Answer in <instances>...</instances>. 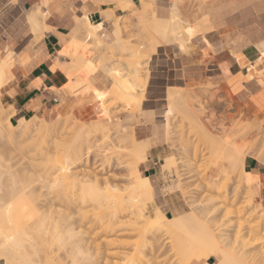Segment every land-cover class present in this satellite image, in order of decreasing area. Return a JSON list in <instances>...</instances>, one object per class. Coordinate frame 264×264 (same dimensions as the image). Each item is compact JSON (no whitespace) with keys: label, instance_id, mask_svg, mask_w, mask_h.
<instances>
[{"label":"rangeland","instance_id":"374dc122","mask_svg":"<svg viewBox=\"0 0 264 264\" xmlns=\"http://www.w3.org/2000/svg\"><path fill=\"white\" fill-rule=\"evenodd\" d=\"M139 1L140 6L136 8L132 4V0H114L116 3L114 9L108 11V13L112 14L111 21L107 24H103L106 28L103 39H100L97 35V38L103 44L101 47L102 49H87L89 45H94L93 41L89 39L81 40L78 39V37L77 39H72L70 37L71 33L66 36V40L62 41V43L65 42V45L69 47L71 55L68 59L61 57L59 52L62 51L64 47V45H61V48L52 58L53 60L54 57H56L58 60L64 62L68 61L67 65L70 67L73 80H75L73 83L80 84L78 86L79 92L73 87L75 91L78 92V95H73V92H70L71 86L75 85H72V81L70 83V80H68V85L70 84L71 86L69 88L67 85L68 88L66 86V88L64 87L60 92L61 103L58 105L57 115L51 119L41 115L25 117L28 121H35V119H40L42 122L44 121L46 124L44 125L45 129L52 131L51 136L45 139L32 138L29 136H22L18 132L13 131V137L9 140L7 137L8 130L6 128L7 120L5 119L7 116H9V118L11 116V123L16 125L19 118L15 117L12 119V116L14 115L13 110L1 104L0 96V106H2V110L0 109V176H2V178H0V231L5 232L6 228L8 230L5 213L12 212L10 205V202H12V196L15 195L20 188H23L24 191L22 192L26 193L31 188L40 187V185L42 186V184H40L41 181H44V183H42L47 186L46 183L49 181L46 179V175L54 172V174H57L58 171L60 173L59 168H61V166L64 167L65 163L69 161V158H65L68 157L66 155L68 151L70 152L69 149L73 147L75 148L73 144L77 145L78 142L79 145L83 144V142H80L86 139H90L91 144L86 140L84 141L86 142V144H84L85 147L83 145H77L76 147H82L81 149L83 151H80L83 152V154L89 150V147L90 151L85 154L87 157L83 155L84 158L82 157L83 160L80 161L81 164H75L77 166L71 165L69 167L70 169L66 170L63 174H61V172L60 175H65L67 173L75 175V180L78 182L85 180L87 186L91 185L89 181L96 178L100 181L102 186H104V182H107L110 186H119L121 190H125L128 186L125 177L131 172V168L133 171V167L136 165L143 177L151 176L149 179L154 188L153 201L146 199L142 200L140 203V205L146 206V213H149L150 217H154L153 213L158 209L164 214V216L178 219L180 217H188L192 215V213L193 215H200V213L202 215V213H204V210L202 209L203 207L205 209L209 204L208 196L210 194L208 193V188L212 184L213 177L209 172L212 170L214 171V168L216 169L218 167L217 165H220L221 169L217 174L215 181L217 191L222 192V194L226 191L230 192L236 187L235 182L240 181V187L237 189L238 201L242 202L249 200L252 202L250 211L254 213L255 220L259 222V231H264L262 224L264 214L262 215V209H260L261 206L257 201L254 187H252L256 178L250 173L243 176L240 175V173L235 172L231 175L229 173L230 157H228L231 156V154L226 153L228 152L226 150L224 152V149L218 151L216 142L208 141L204 137L202 131L190 122L187 114L183 111L182 103L186 99L189 100L192 96L193 101H201L202 98L200 96H203L205 102L211 97H214L217 100V105L220 107L214 112L212 120H210L212 122V135L215 138L222 139L221 142L229 141L231 147L238 150L243 155V165L244 160L248 157L256 158L264 163V133L261 130V124L242 112L238 103L230 93L227 92L223 83L214 82L210 79H197L187 82L181 89H169L166 97L160 102L158 110L151 113V119H147V114L142 112V103L139 110H135L134 108H130V110L127 109L126 103L128 102L122 97L123 94L126 95V91L128 90L126 89L128 87L127 85L132 82L130 80L131 75L129 76V70L132 66H130L129 63L137 62L136 56L131 54L134 53L136 49L135 46L138 47L141 45L144 49L148 50L147 52H151L154 43L157 45L155 51L150 53L148 63L142 65V68H145L140 71V80L142 81V84H145L143 98L149 77L150 61L153 54H155L156 49L159 46L167 45L179 48V44L171 38L168 39V43L164 39L154 41L151 37L149 38L152 41H147V35H144L143 38L142 34L144 28L141 26H135L133 23V14L140 13V10H143V4L145 3L144 0ZM150 7V13L158 18L160 15L158 16L156 8L154 6ZM102 16H104L103 12ZM127 17L129 18L130 23H127L128 28L126 27V24L122 26L125 29L122 31V42L125 41V43L127 42L128 44H125L126 48L123 49L119 48L118 45H115L117 39L113 34V23L117 21V18L127 20ZM34 35L35 34H33V36ZM41 35L42 33H38L34 38H40ZM188 43H185L183 48H179L182 53H188V50L190 49ZM261 52L262 50L260 53ZM75 54L79 57L82 56L80 59L83 58L81 61L85 59V63L78 66V63L81 62L80 60L77 64L76 62H73L78 60L74 58V56H76ZM252 70L258 72V70H264V67H260L259 69L255 65L252 67ZM90 74H95V77H92ZM10 77L3 78V86L10 80ZM116 81H120V84H122L120 85V89L121 86L122 88L124 86L121 94L116 93L118 89ZM141 89L142 88H140V90H135V92H137H134L136 94L133 95L135 98H137ZM195 89H197L198 92ZM188 91L193 95L185 96V93ZM97 92H100L101 96L104 98L101 99L99 103V100H97V103L94 101ZM169 92H177L178 99L176 100L175 105H173V113L167 121L164 114L166 111L165 108L169 105L167 99ZM114 96L116 98H113ZM195 109L198 110V108ZM197 114H199L201 121L204 123L208 117L206 110L197 112ZM38 122L37 124H39ZM54 125H56V127H54ZM217 128L220 130H217ZM215 130L219 132H216ZM92 132H94V135ZM122 135L128 136L124 141L125 151L123 150V152H127L126 150H128V147L129 150L132 147L130 146L131 142L127 141H131L129 139L133 136L136 142H141L147 146L146 158L141 160L138 159L137 161V159L129 156H121L120 158L123 162V168H120V166L117 165L118 161L115 159V154L118 153V149L114 146H116L115 144L117 141H112V145H107L108 143L105 145L101 143L100 138H103L104 136H108L109 138L111 136V140L114 137L117 138ZM50 141L55 144H52ZM126 142L128 144H125ZM65 159H67L66 162L64 161ZM171 162H174V167L170 166V168L165 171L160 169L161 163L169 166ZM153 163L155 164L154 170L151 172L143 171L144 166L148 167L153 165ZM12 173L20 175L18 179L19 182L17 181L18 184H15L14 187L10 185L12 184V181L8 176ZM54 174H52L53 177H55ZM42 175L44 180H42ZM57 176L59 175L57 174ZM49 178L50 177H48V179ZM7 179H10V181L8 182ZM45 185H43V187H45ZM76 189L77 188L73 190L69 188L66 192L70 195L72 192H75ZM39 190L42 195H46L35 202H31V206L43 204L44 202H41V200L51 199L54 195L50 194L51 197L48 194L49 196H47L46 191L48 190H46V188L41 189L40 187ZM52 192H54V190H52ZM15 199L16 198L13 200ZM29 206L30 201L26 200L19 204V209L21 211H29ZM228 210H234V208H230L229 205L222 206L216 213L210 215L213 220H209L208 222L212 225L214 224V228L222 225L221 229L225 232L227 230L231 236L234 235L236 229H238L239 223H242V226H240L241 240H248L245 217L234 214L227 215L226 211ZM72 217L75 218L76 214L74 213ZM194 223L196 222L190 219L184 224V226H191ZM85 228L86 227H84L82 231L87 233ZM7 230L5 234L9 233ZM183 233H185V230L182 228L174 239L169 237V234L165 233L159 236L160 238L156 239V245L158 246V252L157 254L155 253L157 256L156 258L154 256L155 254L152 255V253H150V250H148V252L146 251L149 249L148 244H151L152 242V231H150V234L145 235L144 238L139 235L129 236V239L128 237H125L126 239L123 237L130 246L123 248L121 252L124 253L125 251V254H128L130 253V250L132 251V249L135 248L138 251L140 250V252H143L140 256L144 260L148 259L147 261H149L151 259V261H149L151 263H155L156 261L155 264H181V260L179 259L181 256L175 255L174 251H170V249L174 242L177 243L179 241L187 240V237H185ZM205 237L207 236L202 234V229L199 228L198 225L196 238L193 239V242L188 244L189 249L184 251L182 257L187 256L190 258L192 260L191 264L205 263L206 261L204 260L200 261V263L194 261L196 260L195 256H197L195 252V249L198 247L197 242L206 241L210 243L209 238ZM18 238H24V240L27 238L29 244L32 245L34 249L36 239L27 234L24 230H21ZM168 238H170V243H166L167 241L169 242ZM3 239L4 233L0 234V244L4 241ZM171 239H173V241H171ZM100 240L99 236L94 237L92 234H84L79 249L74 248L69 240L65 241L63 247L60 246V242L56 240L52 243L51 251L54 252V258L52 259L56 261L61 260L60 262H62V264H94L97 262L98 264H105L115 261L118 264H124V262L130 259V256L126 257L121 255L123 256L121 257L120 254L116 256L117 258L113 255L111 256L116 250L121 253L120 247H118L119 249L117 247H107L109 248L107 249L106 246L101 245L98 249L99 246L97 247V244L100 243ZM25 243H27V241H25L24 244ZM143 245H145L146 250H144ZM263 245L264 244L256 246L251 250H262V248H264ZM33 249L30 248L28 250L29 255H27V257L26 255L23 256L25 258L24 260L21 258V264H24V261H26V264L29 260L36 261L37 254ZM226 249L230 254L231 251L236 252L237 250L235 244L230 245ZM66 250L68 252H66ZM40 256H42L43 259L44 253L41 255L40 252ZM209 256L210 258H216L219 261L218 263L224 259V254H221L219 250H214ZM38 259L41 261L40 257ZM111 259L114 261H111ZM0 261L4 264L2 259H0ZM214 263V259L210 260V264ZM40 264L45 263L41 262Z\"/></svg>","mask_w":264,"mask_h":264},{"label":"bare ground","instance_id":"6f19581e","mask_svg":"<svg viewBox=\"0 0 264 264\" xmlns=\"http://www.w3.org/2000/svg\"><path fill=\"white\" fill-rule=\"evenodd\" d=\"M49 1V0H48ZM181 0H173L170 4V15L167 19H160L154 16V14L150 13V4L144 3L143 4V10H140V13L133 14V23L135 26H141L144 28L143 31V38L144 35H147V41H152L149 37H151L154 41H157L158 39H164L168 43V39L171 38L172 40L176 41L179 44V48H183L185 43H188L190 40L194 38V36L198 32V28H200L198 25V28L196 27H190V26H184L181 21L179 20L177 16V8L179 4L181 3ZM45 3V2H44ZM128 8V7H127ZM42 10V9H41ZM40 10V7H33L25 17L24 22L30 26L31 31L34 36L39 33L41 34L42 30H46L47 28L44 27L43 24V14ZM41 11V12H40ZM107 12V13H105ZM104 16H102V23H91L89 19L85 16L82 18H76L75 19V25L74 29L71 32L70 37L72 39H81V40H91L93 41L94 45H89L87 49H102V43L97 38V33L100 29H102L103 24H107L111 21L112 14L108 13V11H104ZM113 13V12H112ZM130 23L129 18L126 19L117 18V21L113 23L114 25V36H116L117 41L115 42V45H118L119 48L125 49V44H128L125 41L122 42V31L124 24H126L128 28V24ZM200 26L202 25L199 23ZM125 27V28H126ZM125 30V29H124ZM202 30V26L200 28ZM141 35V36H142ZM33 36V37H34ZM40 36V35H39ZM42 36V35H41ZM38 38V37H37ZM36 38V39H37ZM39 39V38H38ZM37 39V40H38ZM146 39V36H145ZM144 42V41H143ZM145 44V43H144ZM64 45L63 50L59 52V55L65 59H68L71 55L70 49L68 46L65 45V42L62 43ZM167 45V44H166ZM152 46V45H150ZM156 44L154 43V46L152 47V51H155ZM260 47H262V52L259 54V57L256 62V67L260 69V67H264V43L260 44ZM135 51L133 54L136 56L137 62L129 63L131 69L129 70V76L130 80L132 81L130 84H128L126 89V95L123 94V99L127 101V109L130 110V108H134L135 110H139L141 107V103L143 101V92L145 88V84H142V81L140 80V71L142 68V65H146L150 58V51L144 49V47L135 46ZM148 48V47H145ZM76 55V54H75ZM77 57V58H76ZM82 56H74L75 59H78L76 64L80 62L82 59H80ZM143 58V59H142ZM142 59V60H141ZM80 60V61H79ZM85 60V59H84ZM81 61L78 63L79 65H82L85 63ZM144 61V62H142ZM66 64V65H65ZM68 61L64 62L62 60H58V58H54V64L52 67L53 71L60 70L62 71L68 80H70V83L73 80L72 72L70 70V67L67 65ZM11 64L8 65L7 63H3L0 61V88L3 86V78L10 77V70ZM128 78V77H127ZM117 82V81H116ZM115 82V83H116ZM129 82V81H128ZM78 83V82H77ZM126 83V82H124ZM123 83V84H124ZM145 83V82H144ZM118 86V89L116 93L121 94L122 86L120 89V81L116 83ZM68 84H66L64 87L66 88ZM71 86L68 85L70 88V92H73V95H78L79 90V83H73ZM77 85V86H76ZM67 86V88H68ZM78 92L75 91L74 88ZM138 93L137 98H135L136 95L135 90H140ZM200 89V88H199ZM194 90V89H193ZM197 92L198 90L195 89ZM135 92V93H134ZM192 93V92H191ZM177 92H169L168 93V101L169 105L165 108V114L164 117L168 121V118L171 117L173 113V105H175L176 100L178 99ZM193 94H190L189 91L185 93V96H190ZM133 96V97H132ZM197 96V95H196ZM202 100L196 101L192 100L193 96L190 97V99L184 100L183 104V111L185 114H187L188 119L190 122L195 125L196 128L200 129L204 135V137L210 141V142H216V146H218V151H221V149H224L228 151L226 153H230V174L233 175L235 172L240 173V175H248V172L244 171V165H243V155L236 149L231 147V144L229 141L221 142L220 138H215L212 135V120L214 112L219 109V105H217V100L214 97H211L207 102L204 101V97L200 96ZM113 98H116L115 96ZM104 99V98H103ZM101 101V98L97 96L94 99L97 103ZM109 106V105H107ZM195 108H198L196 110ZM0 109L2 110V106H0ZM196 110V111H194ZM208 114L207 119L203 123L201 121V118L197 112L205 111ZM11 118V116H10ZM9 116L6 117V128L8 130L7 137L9 140L12 139L14 133L13 131L18 132L22 136H29L32 138H47L51 136L52 131L49 129H45L44 121L42 122L40 119L31 120L28 121L23 117H20L17 120L16 125H13L10 121ZM39 121V122H38ZM41 121V122H40ZM63 121V119H62ZM166 121V122H167ZM37 122L40 124H37ZM170 122V121H169ZM60 123V122H58ZM57 124V123H55ZM64 124V123H63ZM53 125V124H52ZM168 125V123H167ZM63 126V125H62ZM44 127V129H43ZM56 127V125H54ZM214 130V129H213ZM217 130H220L217 128ZM215 130L216 132H219ZM94 135V132H92ZM131 136V135H130ZM94 137V136H93ZM111 137V136H110ZM110 137L104 136L101 137L100 141L102 144L112 145V141L116 142V147L118 149V153L115 154V159L118 161L117 165L120 166V168H123L121 156H129L131 158L137 159H145L146 158V150L147 146L141 142H136L134 137L131 136L127 142H131L132 146L129 150L125 151L124 147V141L127 135L124 136H118L117 138L114 137L110 140ZM96 138V137H95ZM94 138V139H95ZM109 139V140H108ZM87 140V139H86ZM84 140V141H86ZM128 140V139H127ZM83 142V144H80L81 146L86 144V142ZM91 142L90 139L87 140V142ZM51 142V141H50ZM125 144H128V143ZM49 143V142H48ZM52 143V142H51ZM79 143V142H78ZM77 143L78 146H80ZM55 144V143H52ZM88 144V143H87ZM91 144V143H90ZM89 144V145H90ZM130 144V143H129ZM57 145V143H56ZM75 148L69 149L67 155L69 158L65 159L66 162L64 167L61 166L59 168L60 173L63 174L66 172V170L70 169L69 167L72 165H75L80 163V161L83 160V155L85 156L86 153L90 151V148L88 147V151L83 154L80 150H82V147L77 148L76 144H73ZM114 145V144H113ZM92 146V145H91ZM90 146V147H91ZM85 147V146H84ZM120 149V150H119ZM83 151V150H82ZM85 151V150H84ZM69 154V155H68ZM83 157V158H82ZM87 157V156H85ZM225 157V156H224ZM81 164V163H80ZM75 165V166H77ZM170 166L174 167V162H171V164L166 166L162 163L160 164V169L165 171L166 169H169ZM218 167L214 171H210L212 177V184L208 188V193L210 194L208 196V206L202 210H204L201 215H190L188 217H180L178 219L168 218L167 216H164V214L156 209L155 213H153L154 217H150L149 213H146V206L140 205L142 200H149L153 201V184L151 180L147 177H143L138 167L135 165L133 167V171L131 168V172L126 175V182L128 184L127 188L125 190H121L119 186H110L107 182H104V186L101 185L100 181L98 179H93L90 182L91 185L87 186V183L85 180L78 182L75 180V175H71L70 173L65 175H60L58 171V175L54 174L55 177L50 173L46 175V179L49 182H45L47 186L44 183V181H41L40 185L41 189L46 188L47 196L50 194H54L51 199H43L41 202H44L40 205H34L31 206V202H35L42 198L46 194H41V191L39 190L40 187L31 188L28 192H22L24 191L23 188H20L15 195L12 196L10 205L12 212L11 213H5V220L6 224L8 225V230H6L9 233L0 231V234L4 233V241L0 244V259L3 260L4 264H21L20 260L23 258V256L29 255L28 250L31 248L33 249V246L29 244V240L27 238H18V235L21 233V230H24L27 234L31 235L33 238L36 239V242L34 244V252L37 254V259L40 257L41 261L36 259V261H27V264H40L41 262H44L45 264H62L60 261H56L52 258L53 253L51 251L52 249V243L54 241L60 242V246H64L65 241L69 240L71 242V245L79 249L80 244L83 240L84 234H92L94 237L99 236L100 237V243L97 244L98 249L101 245H104L107 247H120V252L123 250V248L130 246L129 243H127L126 240H124L125 237L132 236V235H139L141 237H145V235L150 234V231H152V242L149 243L147 246L149 249H145L148 252L150 250L152 255L158 252V246L156 245V239L160 238L159 236L165 234H169V237L173 238L178 235L179 231L182 230V228L185 230V233L183 235L187 237V240L179 241L177 243H173L171 246L170 251H174L175 255H180L179 258L181 264H191V259L187 256H183L184 251L189 249L188 244L193 242V239L196 238V232L199 225V228L202 229V234L206 235L209 238L210 243L206 241L197 242L198 247L195 249V252L197 256H195L194 261H197L200 263V261H206L203 264H210L208 261L214 259V264H264V248L262 250H251L254 247L259 246L261 244H264V231H259V222L255 220V215L252 211H250V206L252 205V202L249 200L239 202L238 200V193L237 189L240 187V181H236V187L233 188L230 192H225L222 194V192L217 191L215 181L217 174L219 173L221 166L217 165ZM23 175V174H22ZM25 175V174H24ZM9 178L12 181V184H10L12 187L15 186V184H18V179L20 175L9 174ZM45 176V175H44ZM181 176V175H180ZM179 176V177H180ZM48 177H50L48 179ZM2 178V176H0ZM42 180H44V177L42 175ZM8 180V182L10 181ZM45 179V181H46ZM1 180V179H0ZM18 181V182H17ZM43 182V183H42ZM210 182V181H209ZM45 185V187H43ZM38 188V189H37ZM75 189V192H72L70 195L66 192L67 189ZM54 190V192H52ZM49 194V195H48ZM212 195H218V196H212ZM215 199H214V198ZM16 198L15 200H13ZM26 200L30 201V206L28 208L29 211H21L19 209V204L25 202ZM188 203V202H187ZM193 205V204H192ZM230 206V208H234V210H228L226 211L227 215L234 214L237 216L245 217V222L247 223L246 229H247V238L248 240H241V229L240 226H242V223H239L238 229H236L234 235H230L228 231L226 232L221 229L220 227L214 228V224H210L208 221L213 220V218L210 215H213L216 213L222 206ZM191 206V204H190ZM261 209V208H260ZM149 212V211H148ZM28 213V214H27ZM76 214V217L73 218V214ZM195 213V212H194ZM263 215V212H262ZM194 220L196 223L192 224L191 226H187L184 224L188 220ZM263 228H264V218H263ZM86 227V232H83L82 229ZM154 230V231H153ZM124 237V238H123ZM126 239V238H125ZM169 242L170 243V238ZM171 239V241H173ZM27 241V243L24 244V242ZM153 243V244H152ZM165 243V244H166ZM29 244V245H28ZM235 248H237L236 252H232L231 254L227 252V249L230 245H234ZM146 246V248H147ZM221 246V247H220ZM196 247V245H195ZM264 247V245H263ZM194 248V247H193ZM191 248V249H193ZM97 251L99 252V250ZM109 249V248H107ZM119 249V248H118ZM130 249V248H129ZM224 249V250H223ZM40 250V251H39ZM114 250V249H113ZM112 250V251H113ZM116 250V248H115ZM114 250V251H115ZM198 250V251H197ZM216 251H220L221 254H224V259L220 263L216 258H210V254ZM110 251V250H109ZM129 251V250H128ZM126 251V252H128ZM44 253V258L42 259V256H40ZM43 252V253H42ZM66 252H68L66 250ZM111 253V252H110ZM143 252L138 251L137 249L130 250V253L125 254L121 252H113L111 256L113 255L115 258L118 256V254L123 256H130V259L124 262V264H155L147 261L148 259L144 260L140 255ZM149 253V254H150ZM66 254V253H65ZM148 254V255H149ZM156 254L154 255L155 258L157 257ZM195 254V255H196ZM100 255V254H99ZM159 255V254H158ZM22 256V257H21ZM121 256V257H123ZM109 257V254H108ZM125 257V258H126ZM119 258V257H118ZM151 258V257H150ZM153 258V257H152ZM154 258V260H155ZM124 259V258H123ZM43 260V261H42ZM113 259H111L112 261ZM119 260V259H118ZM125 260V259H124ZM153 260V259H152ZM105 261V260H104ZM114 261V260H113ZM26 264V261L23 262ZM105 263V262H104ZM94 264H98L94 263ZM100 264V263H99ZM105 264H118L115 262L111 263H105Z\"/></svg>","mask_w":264,"mask_h":264},{"label":"crops","instance_id":"0c3cea01","mask_svg":"<svg viewBox=\"0 0 264 264\" xmlns=\"http://www.w3.org/2000/svg\"><path fill=\"white\" fill-rule=\"evenodd\" d=\"M172 1L144 0L156 8L160 19L169 18ZM181 1L179 20L186 26H202V30L199 28L201 32L188 43V53L172 45L156 49L149 65L142 112L151 119L169 89L210 79L223 83L242 112L259 122L264 133V70H252L264 43V0ZM132 4L138 8L140 1L132 0ZM115 5L114 0H0V60L11 64L10 80L1 88L0 96L1 104L13 110L12 119L34 115L51 119L58 114L60 92L68 79L62 71L52 70V57L74 29L75 18L86 16L99 24L102 12L113 10ZM33 7L42 9L47 28L38 40L24 22ZM105 29L103 25L97 33L100 39ZM154 168L153 163L143 171ZM244 171L256 178L252 187L264 214V163L248 157Z\"/></svg>","mask_w":264,"mask_h":264},{"label":"snow or ice","instance_id":"6c2138e0","mask_svg":"<svg viewBox=\"0 0 264 264\" xmlns=\"http://www.w3.org/2000/svg\"><path fill=\"white\" fill-rule=\"evenodd\" d=\"M97 96L100 97L101 99H103V97L101 96L100 92H97ZM0 264H2V261H0Z\"/></svg>","mask_w":264,"mask_h":264}]
</instances>
